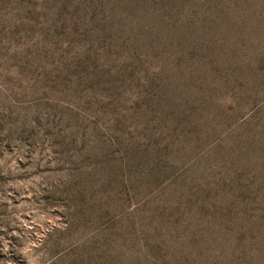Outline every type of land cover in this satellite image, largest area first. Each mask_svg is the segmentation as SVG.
Segmentation results:
<instances>
[{"label":"rangeland","instance_id":"1","mask_svg":"<svg viewBox=\"0 0 264 264\" xmlns=\"http://www.w3.org/2000/svg\"><path fill=\"white\" fill-rule=\"evenodd\" d=\"M0 264H264V0H0Z\"/></svg>","mask_w":264,"mask_h":264}]
</instances>
